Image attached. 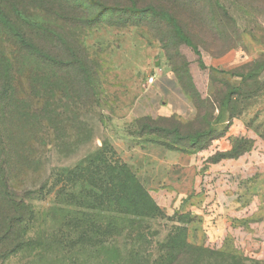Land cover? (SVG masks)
<instances>
[{
	"label": "rangeland",
	"instance_id": "1",
	"mask_svg": "<svg viewBox=\"0 0 264 264\" xmlns=\"http://www.w3.org/2000/svg\"><path fill=\"white\" fill-rule=\"evenodd\" d=\"M4 1L57 28L76 48L89 78L87 83L88 78L69 65L71 54L51 36L41 40L37 32L29 33L48 55L61 60L58 67L29 57L0 33L2 52L14 60L9 98L0 105V180L9 182L8 193L17 204L28 206L21 229L29 237L4 264H98L100 255L82 245L89 237L117 243L125 254L132 251L133 236L125 230L130 221L127 208L121 202L116 208L103 193H119L125 202V176L112 181L109 168H121L123 149L139 142L140 124L133 115L144 96V83L158 67L172 69L205 115L213 108L209 96L222 88V82L241 86L243 121L252 123L253 132H264V0H94L100 6L90 7L88 0ZM135 6H154L171 17L146 14L123 26L106 12ZM83 16L86 22L80 21ZM242 75L252 79L241 85ZM188 76L204 101L193 96ZM162 126L179 129L183 137L207 129L206 124ZM141 139L153 144L167 141L156 135ZM168 139L189 150L187 140ZM154 199L158 203V197ZM7 204L0 195V227L19 208ZM161 212L142 225L146 242L141 257L157 259L160 245L186 229L191 245L224 253V261L206 256L207 264H263V207L253 205L242 214L244 223L233 236L203 244L189 230L188 213ZM57 240L60 245L50 246ZM184 258L181 264L199 259Z\"/></svg>",
	"mask_w": 264,
	"mask_h": 264
},
{
	"label": "trees",
	"instance_id": "2",
	"mask_svg": "<svg viewBox=\"0 0 264 264\" xmlns=\"http://www.w3.org/2000/svg\"><path fill=\"white\" fill-rule=\"evenodd\" d=\"M88 1L89 2H86V4L89 5H87L88 7H90L91 4L100 6V3H96L94 0ZM217 8H220V6L218 5ZM106 12L110 14V16L116 18L119 24L123 26H126L129 23L133 24L134 21L137 20H142L143 17H146V14L150 16H160L161 14L162 16L167 17V19L171 17L168 11H159L158 8L154 6H150L149 9L144 10L139 9L138 7L136 8V6L133 7V10L120 9L115 11L114 9H107ZM99 14H101L102 17L106 15L102 11H100ZM85 18L86 17L83 16L80 21L82 20L83 22H86ZM57 30V28H50L38 16L31 14L28 9L21 7L20 5H11V7H9L4 0H0V33L11 40V43H15L16 46L21 50L27 51L29 57L33 55L35 59L39 61L41 60L40 62L42 63L51 61L58 67L60 64H62L61 60L58 57H51L50 55H48V53H46L40 45H38L29 37V33L34 34L33 32H37L38 39L41 40H44L51 36L52 40L54 39L59 44V46H61V48L64 47L65 50H68L71 54L73 59L69 65H71L73 68H78L84 74V76L88 78L86 65H82L83 62L80 58H78L77 51L75 50L76 48L74 46H71L69 42L65 41V37L57 32ZM185 42L191 46V41L189 39L186 38ZM26 60L30 59L26 58ZM13 63L14 60L10 57H6L5 53L2 52V47H0V82L3 83V87L0 90V105H3L4 98H9L7 95V89H11L9 81L11 79V71L14 66ZM259 68L260 66L257 67V69ZM240 77L242 79L241 85H245L247 81H250L249 79H252L249 77L246 78V76L244 75ZM188 79L190 80V83L192 85L193 96L196 97L199 102L201 100L204 101L201 96L195 91V87L193 86L191 78L189 76ZM88 80L89 78L86 79L87 83ZM180 83L183 89L191 97V92L184 87L181 80ZM221 84L222 88L217 92H214L212 96H209V103H213V108L210 115H205L204 113H202L198 104V107L197 105L195 106L198 115L196 120L192 123L183 124L177 121L175 118L158 120L151 118L138 119L137 122L140 124V129L137 135L140 138L151 135L159 136L161 139L167 140L165 141V143L160 144L185 152H197L209 148L213 141L223 138L228 131L229 126L221 131H218V129L214 128V125L218 124L222 119L223 114H226L227 117H229L231 123L234 118L239 117L244 113L242 109L239 108V104L243 102L242 97L240 96L241 86H233L228 82H222ZM216 111L219 112L218 115H215ZM166 122H173L180 125L181 127L195 126L196 124H206L207 129L204 130L203 128H199L194 130L193 133L183 137L181 135L182 132L177 128H174L172 130L164 128L162 126V123ZM259 132L260 131H258L257 134L264 140V132ZM164 134L168 137L174 136L176 141L187 140L189 142V150L179 148L178 146H176L177 143H172L171 141H169L168 137L163 136ZM253 144V140L245 138L236 139L231 151L226 153H217L215 156L210 158L209 161L211 163H218L224 159H237L244 155L246 152L250 151L253 147ZM109 170L112 173V181L113 179L117 181L119 179V175L125 176V188L121 197L122 199L124 198L125 202H122L120 200L119 193H112L111 190H109L108 192H104L103 194L106 196V200H112L111 203H114L113 205H115L116 208L121 205V203L127 208V213H129L130 215V221L129 227H125V230H130L133 236L130 248V250L132 251L125 254L122 250L123 247H121L117 243L106 244L103 241L90 239L91 237H89L82 243V245L86 248V251L94 254L97 253L100 255V257H97L98 259L96 260L98 264H181L185 259L184 257L188 255L189 257L199 258L198 260H195L194 264H205L206 262H210L206 258V256L212 257L213 259L215 258L217 261L223 260L224 253L221 251H210V249H207L205 247H197L191 245L186 238V236H188L186 229H184V231L176 233V235L170 236L165 241V243L160 245L158 249L157 259L151 261L146 257H141V253L143 252L141 250L146 242V237L144 236L141 229L142 225L145 221L153 219V217H156L158 215L162 216L161 208L149 195L143 185L139 182L135 173L126 164L123 163L121 168L119 169L114 167L109 168ZM118 182L120 184L121 179ZM2 184L3 192L1 190L0 195L3 198L4 202L8 203L6 206L9 208H19L16 209V213H13L15 215L10 218L9 221H4V225L0 227V264H4L11 255L16 254L21 249H23L26 246L24 243L25 239H29L27 232L22 231L21 229V223L23 222L24 216L22 212L27 211L28 206L25 203H23L22 205H20L19 203L17 204L13 196L8 193V191H10L9 182H2V180H0V185ZM186 216L191 223L193 221L192 217L189 214H187ZM111 229L115 230L114 227H111ZM56 238L58 239L57 236ZM51 241L49 242L50 246L51 243L52 245H60L61 242L59 240H57L56 242ZM76 246V243L71 244L72 250H74Z\"/></svg>",
	"mask_w": 264,
	"mask_h": 264
},
{
	"label": "crops",
	"instance_id": "3",
	"mask_svg": "<svg viewBox=\"0 0 264 264\" xmlns=\"http://www.w3.org/2000/svg\"><path fill=\"white\" fill-rule=\"evenodd\" d=\"M153 76V83H144V96L133 116L194 122L197 110L172 69L162 65ZM245 114L231 123L223 114L214 128L221 131L229 126L226 135L202 151L185 152L141 138L122 151V162L153 199L158 197V203L154 201L163 210L192 217L189 230L198 243L233 236V230L244 223L242 214L253 205L264 208V140L253 132L252 123L243 121ZM241 138L254 141L250 151L237 159L209 161L217 153L231 151L234 141ZM260 221L264 224V217Z\"/></svg>",
	"mask_w": 264,
	"mask_h": 264
},
{
	"label": "built area",
	"instance_id": "4",
	"mask_svg": "<svg viewBox=\"0 0 264 264\" xmlns=\"http://www.w3.org/2000/svg\"><path fill=\"white\" fill-rule=\"evenodd\" d=\"M153 81H154V78L153 77H151V78L148 79V83H153Z\"/></svg>",
	"mask_w": 264,
	"mask_h": 264
}]
</instances>
